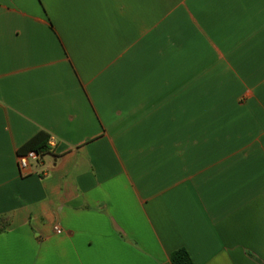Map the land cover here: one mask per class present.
<instances>
[{"label": "crops", "instance_id": "obj_1", "mask_svg": "<svg viewBox=\"0 0 264 264\" xmlns=\"http://www.w3.org/2000/svg\"><path fill=\"white\" fill-rule=\"evenodd\" d=\"M0 216V264H264V0H0Z\"/></svg>", "mask_w": 264, "mask_h": 264}, {"label": "trees", "instance_id": "obj_2", "mask_svg": "<svg viewBox=\"0 0 264 264\" xmlns=\"http://www.w3.org/2000/svg\"><path fill=\"white\" fill-rule=\"evenodd\" d=\"M50 141L51 136L48 133L40 132L23 147L21 155L33 151L41 156H45L50 153ZM10 225L11 218L9 216H0V234L4 233ZM171 261L173 264H193L189 253L185 249L174 252L171 255Z\"/></svg>", "mask_w": 264, "mask_h": 264}, {"label": "built area", "instance_id": "obj_3", "mask_svg": "<svg viewBox=\"0 0 264 264\" xmlns=\"http://www.w3.org/2000/svg\"><path fill=\"white\" fill-rule=\"evenodd\" d=\"M41 158V155L33 151L28 152L25 155L19 156L18 165L21 173L27 174L31 170L33 163L40 161ZM54 231L57 235L63 234L61 228L58 225L55 226Z\"/></svg>", "mask_w": 264, "mask_h": 264}]
</instances>
